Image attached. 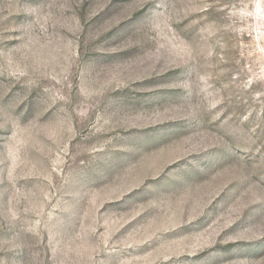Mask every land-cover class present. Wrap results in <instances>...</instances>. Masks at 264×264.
Listing matches in <instances>:
<instances>
[{
    "label": "rangeland",
    "instance_id": "rangeland-1",
    "mask_svg": "<svg viewBox=\"0 0 264 264\" xmlns=\"http://www.w3.org/2000/svg\"><path fill=\"white\" fill-rule=\"evenodd\" d=\"M0 264H264V0H0Z\"/></svg>",
    "mask_w": 264,
    "mask_h": 264
}]
</instances>
